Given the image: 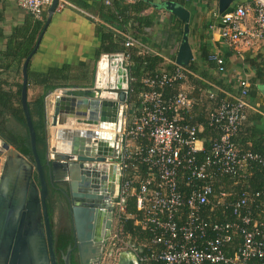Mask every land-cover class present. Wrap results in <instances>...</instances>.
<instances>
[{"label":"built area","instance_id":"2783aa9c","mask_svg":"<svg viewBox=\"0 0 264 264\" xmlns=\"http://www.w3.org/2000/svg\"><path fill=\"white\" fill-rule=\"evenodd\" d=\"M51 2L17 0L36 19ZM219 18V36L237 55L264 40V0L239 3ZM122 35L125 47L135 44L128 31ZM122 56L128 69L129 54ZM208 60L225 71L217 52ZM190 73L187 66L175 64L141 77L138 109L131 119L122 116L110 160L119 177L112 200L113 238L134 253L138 264H264V201L255 203L264 190L242 188L232 199L224 190L215 191L223 177L238 182L248 178L253 163L264 168V155L242 150L233 140L247 117L249 80L240 78L235 95L208 109L207 123L218 135L205 150L197 125L183 121L193 99L181 87L173 91ZM134 80L128 75L127 92ZM214 95L207 92L209 98ZM130 199L132 213L127 211ZM251 205L260 211L253 212ZM129 220L147 236L140 240L126 233Z\"/></svg>","mask_w":264,"mask_h":264},{"label":"crops","instance_id":"0c3cea01","mask_svg":"<svg viewBox=\"0 0 264 264\" xmlns=\"http://www.w3.org/2000/svg\"><path fill=\"white\" fill-rule=\"evenodd\" d=\"M124 1L131 3L135 0ZM247 1L233 0L227 10ZM153 2L152 6L140 11L143 16L152 17L151 24L142 25L140 32L135 29L131 31V35L136 41L134 46L139 47V53L150 52L159 55L162 62L159 63L158 70L171 69L176 64L175 56L181 41L183 25L166 5L168 2H173L175 5H182L189 11L188 38L193 52L192 60L195 61L198 70L197 72L190 70L189 75L192 76H188L187 79L180 82L175 89L173 88V91L181 87L189 93L193 99L189 118L197 125L198 131L202 135L201 139L208 142L211 135L205 129V111L213 107L217 100L209 98L207 92L214 93L215 99H227L238 92L240 78L246 77L250 83L256 68L249 59L261 60L262 57L258 55L264 56V40L252 47H243L241 55H237L233 49L229 48L219 36V17L222 14L218 10L219 0H187L185 4L173 0H153ZM108 5L110 3L105 4L104 0H58L55 11L46 22L50 5L45 7L42 17L36 19L26 9L18 5L17 0H0V12L3 16L0 26L3 28L4 34L9 35L16 25H25L27 20H31L30 25L33 26L34 21H39L37 35L39 36L41 31L43 33L37 50L29 60L28 70L36 73L46 72L50 69L65 71L67 79H62L60 82L65 81L72 86H90L101 57L114 54H98L102 27L115 29L105 19ZM204 52L206 53L205 57ZM212 52H217L224 58V72L219 71L217 65L208 60V55ZM122 54L119 53V60H122L123 66H125ZM110 71L111 68H109ZM6 77L10 82L19 81L18 72L11 71L4 75V78ZM255 89V96L247 95L249 103L247 117L239 129L237 137L235 136L236 144L242 150L251 145L252 132L249 129L255 128L264 132V81H258L255 84ZM32 91L35 96L42 91V88L39 86L28 87L27 99H30ZM58 91L59 88L51 91L46 99L53 100ZM48 122V124L51 122L50 115ZM52 130L53 126L49 130L51 131L48 139L49 144L52 142ZM57 134L58 130L55 129L54 140ZM255 138H258L257 133ZM219 183V191L216 193L224 190L227 192V198L230 199L235 198L240 187L244 185V181L235 182L229 177H223ZM261 206L264 208V202ZM229 217L232 216L229 215Z\"/></svg>","mask_w":264,"mask_h":264},{"label":"water","instance_id":"95a60500","mask_svg":"<svg viewBox=\"0 0 264 264\" xmlns=\"http://www.w3.org/2000/svg\"><path fill=\"white\" fill-rule=\"evenodd\" d=\"M232 1L219 0V12L227 11ZM57 4L58 0H52L48 7L46 22L49 21ZM166 7L183 21L182 37L175 63L188 65L193 59L188 38L190 13L182 5H175L173 2H168ZM42 33L41 31L32 51L23 62L20 91L21 107L25 114L33 158L24 156L0 138L2 156H0V264H59L53 249V232L46 204L49 195L47 180L52 181L62 174L75 173L83 181L84 174L95 173L94 170L85 167L86 163L106 164L112 160L116 132L122 124L123 104L128 97L126 88L129 72L123 66L122 60L119 61L117 71L122 73L123 77L117 79L119 82L115 83L116 86L104 87L98 83V64L92 85H75L59 89L52 103L51 126L65 124L69 119H75V123L90 127L116 124L118 127L112 138H105L102 136L103 131L100 130L75 129L71 134L64 129L69 133L72 148L60 150L51 142L46 152L45 173V167L36 150V133L27 103L28 63L39 46ZM105 56H119V53ZM113 88L118 90L115 97L103 95L104 92H112L108 89ZM47 118L46 107L48 126ZM79 172L83 174L80 175ZM86 196L94 198V195L71 192L72 198ZM97 216V207L89 204L72 206L75 242L63 256L64 264H70L69 256L72 249L77 251L78 264H99L110 220L107 219L97 230ZM116 264L138 263L132 251L123 250L119 253Z\"/></svg>","mask_w":264,"mask_h":264},{"label":"trees","instance_id":"16d2710c","mask_svg":"<svg viewBox=\"0 0 264 264\" xmlns=\"http://www.w3.org/2000/svg\"><path fill=\"white\" fill-rule=\"evenodd\" d=\"M177 1L180 4H185L187 0H173ZM153 0H135L134 2L128 3L124 0H111L110 5L105 13V19L108 23L112 25L115 29L108 28L106 26L102 27L103 32L101 33V44L98 50L100 53H123L129 54L130 65L128 66V72L130 76L135 77L134 81L129 83V87L132 89L128 91V97L125 102L127 111H135L138 109V94L143 89L142 83L140 81L141 77L154 74L159 70L158 65L162 62V58L159 55L152 54L150 52L139 53V47L133 45L131 47H125L124 45V36L122 31H128L130 34L134 29L137 32H140L142 25L151 24V16H143L140 11L144 10L148 6L153 5ZM104 5V4H103ZM30 14V13H29ZM32 15V14H31ZM32 17H34L32 15ZM35 18V17H34ZM3 20V16L0 12V22ZM178 21L183 25V22L178 19ZM39 21H34V25L31 26V20H27L25 25L14 26L12 32L9 35H5L3 28L0 26V138L7 142L9 145L13 146L17 151H19L24 156L33 158L32 151L30 147L29 133L26 125V119L24 111L21 107L20 101V91H21V81L10 82L7 77L4 78V75L9 74L11 71L18 72L19 77L22 78V65L25 58L32 51L39 31L38 24ZM204 57L206 53L204 52ZM261 56V60L249 59L252 64L255 65L254 76L250 80V85L248 89V96H255L256 89L255 84L264 81V56ZM187 67L193 72H197L198 68L194 60H192ZM172 68V67H171ZM28 73V83L27 88L30 86H39L42 88V91L37 93L31 99H28V108L32 124L36 133V150L40 161L42 164H45L46 161V152L49 147L48 141V126L46 123V103L47 95L49 92L69 87L68 83L60 82L62 79H67L65 71H59L56 69H50L46 72H32L30 69ZM190 77L192 75H189ZM85 86V85H81ZM218 101L220 100L215 99ZM204 119L205 129L211 135L208 142L205 143V150H208L210 140L218 135V132L207 123V111ZM189 113L185 114L183 121H189L192 119L189 118ZM131 119V118H128ZM252 132L251 145L245 147L244 150H250L255 153L264 155V132L259 129H249ZM256 133L258 138H255ZM240 134V132H239ZM237 135V134H236ZM235 135V136H236ZM197 136L201 138V133L197 132ZM234 136L233 140L236 142L237 139ZM237 143V142H236ZM248 148V149H247ZM203 153H199V157H202ZM45 167V173L46 166ZM255 173V175H253ZM253 175V176H252ZM37 176H35V179ZM244 181V185L240 187L248 190L249 193H254L256 191L264 190V168L260 165L253 163L251 166V173L247 179L241 180ZM220 182V181H219ZM216 182L215 191H219L218 185L220 183ZM48 198L46 200L47 209L49 213V218H51L53 210V193L51 187L48 184ZM264 201V197L257 199L255 203ZM253 212H256L259 207L253 205ZM127 211L132 213L135 211L133 205V200L130 199ZM227 218L230 219L229 215ZM125 232L130 233L132 236L137 235L141 240L147 236L146 231H142L140 228L133 226L132 222L129 220L125 224ZM66 241L68 239H57L55 244V249L62 252L65 251ZM61 260V258H57ZM72 264H76L72 259ZM156 264V263H150ZM204 264H220V263H209Z\"/></svg>","mask_w":264,"mask_h":264},{"label":"flooded vegetation","instance_id":"af4514ba","mask_svg":"<svg viewBox=\"0 0 264 264\" xmlns=\"http://www.w3.org/2000/svg\"><path fill=\"white\" fill-rule=\"evenodd\" d=\"M108 164L109 166L104 170L98 168V166L94 167L93 165V167H91L90 169L94 170L95 173L84 174L85 178L83 181L81 180V178H79L78 174L76 175L75 173L72 175L62 174L58 176L57 179H52V181L47 180L49 187H51L52 192H54L52 198L53 210L50 222L53 232V249L56 258H61V260L57 259L59 264H64L62 258L66 254L67 249L69 247H72L75 242L73 222L71 218L72 206L74 204L78 206L89 204L90 206L98 208L97 230L104 225L107 219L110 220V226L105 237V241L102 248V254L99 261V264L101 263L106 240L111 229L113 228L112 200L114 197L115 187L119 179L118 174L116 172L115 163L109 161ZM79 174L82 175L83 172H79ZM71 192L85 193L92 196L94 195V198H89L87 196L80 198H72ZM59 238H66V240L68 239V243L66 241L65 251H62L60 253L55 249L56 241ZM72 259L76 264H78L76 249H72L70 252V264H72Z\"/></svg>","mask_w":264,"mask_h":264},{"label":"bare ground","instance_id":"6f19581e","mask_svg":"<svg viewBox=\"0 0 264 264\" xmlns=\"http://www.w3.org/2000/svg\"><path fill=\"white\" fill-rule=\"evenodd\" d=\"M119 56H112V57H102V59L99 62V72H98V83L101 86H113L115 85V83H118L119 78L123 77L122 73H118V69H119ZM109 68H111V71L109 72ZM116 86V85H115ZM115 92H104L103 95L105 96H111V97H115ZM118 127V124H116L115 126H87L81 123H75V119H69L67 121V123L65 124H57V126H53V137L51 139L52 143L54 146L58 147L60 150H69L72 148V144L70 143V137H69V133L67 132H71V134H73V131H75V129L81 130V129H85V130H100L103 131V135L105 138L106 137H111L113 136V133L116 132ZM57 129L58 130V134L54 140V130ZM64 129L67 130V132L64 131ZM106 133V134H105ZM63 140V141H62ZM72 142V141H71ZM71 145V146H70ZM0 148H1V142H0ZM97 167L104 170L106 169L109 164L108 163H96V164H90V163H86L85 167L87 168H91V167Z\"/></svg>","mask_w":264,"mask_h":264},{"label":"rangeland","instance_id":"374dc122","mask_svg":"<svg viewBox=\"0 0 264 264\" xmlns=\"http://www.w3.org/2000/svg\"><path fill=\"white\" fill-rule=\"evenodd\" d=\"M19 81H21V78L20 77H19ZM108 90L109 91H112V92H117L118 91L116 88L108 89ZM49 94L47 95V97L49 96ZM33 95H34V92L32 91L31 92V95H30V99L33 97ZM52 103H53V100H51V101L50 100H47L46 107H47V117L48 118H49V115L51 117V113H52ZM134 113H135V111H127L126 106H123V114L122 115H123V117H125V119L126 118H132V116L135 115ZM49 125L50 124H48V139L50 138V135H51V131H49L51 125H50V127H49ZM50 145H51V143L49 144V146ZM114 231L115 230H114V227H113L111 229L109 235H108L107 240H106V244L104 246V251H103L102 260H101V263L100 264H116L117 263V260H118L119 252L123 250V249H121V247L123 246L122 245V242L120 243L119 241H117V240H115L113 238L114 237ZM126 239H128V238H126ZM133 245L135 246V244H133Z\"/></svg>","mask_w":264,"mask_h":264}]
</instances>
